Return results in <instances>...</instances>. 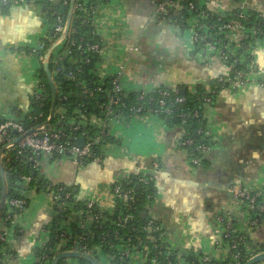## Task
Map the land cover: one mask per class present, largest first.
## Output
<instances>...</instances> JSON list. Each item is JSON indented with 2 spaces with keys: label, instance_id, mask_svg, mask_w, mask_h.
Here are the masks:
<instances>
[{
  "label": "crops",
  "instance_id": "0c3cea01",
  "mask_svg": "<svg viewBox=\"0 0 264 264\" xmlns=\"http://www.w3.org/2000/svg\"><path fill=\"white\" fill-rule=\"evenodd\" d=\"M50 1L57 4L60 0ZM37 3L38 0H22L12 4L6 14L0 12L3 118L22 116L32 108L40 64L29 55V50L38 49L50 29ZM239 6L264 12V0L211 3L213 9ZM95 22L106 48L100 64L102 71L114 72L121 60L128 57L122 74L127 92H152L159 87L193 91L229 74L228 65L218 58H192L188 37L183 32L153 20L151 0H110L98 9ZM252 58L255 72L250 79L256 80L264 74V42L253 45ZM204 117L213 143L203 155L205 168L190 165L187 152L178 146L185 134L182 127L167 128L156 118L139 117L127 124H110L108 128L118 143L106 148L101 162L91 164L93 172L77 179L80 182L74 180L75 185L79 184L75 199L82 202L98 197L107 202L110 185L139 174L152 177L157 197L147 207L148 216L159 223L167 245L180 256L223 257L228 251L216 246L219 231L215 217L228 215L235 224L246 219L228 188L241 184L251 191L264 192V89L254 82L237 91L223 89L214 105L206 107ZM50 165L44 163L40 169L46 180L55 185L72 184L68 176H62L59 169L53 171ZM54 165L59 166V162ZM50 171L55 173L52 178ZM80 187L82 192L78 194ZM34 196L29 195V205L22 217V234L11 240L15 256L10 264H32L37 241L52 220L48 196L41 195L45 200L38 205L33 203ZM252 241L264 243V226L253 233Z\"/></svg>",
  "mask_w": 264,
  "mask_h": 264
},
{
  "label": "built area",
  "instance_id": "2783aa9c",
  "mask_svg": "<svg viewBox=\"0 0 264 264\" xmlns=\"http://www.w3.org/2000/svg\"><path fill=\"white\" fill-rule=\"evenodd\" d=\"M3 4L7 0H1ZM67 1V0H65ZM213 0H151L153 8V20L183 32L190 44L192 58L203 61L206 57L218 58L228 65L229 74L219 77L216 82L223 89L237 91L250 83H255L264 89V74L256 80L250 77L255 72L252 58L253 45L264 42V33L256 27H247L249 15L255 14L256 21L264 22V12L252 11L239 6L234 9H213ZM219 1V0H218ZM241 0H234L238 3ZM22 0H12L17 4ZM99 3L108 5L110 0H98ZM89 0H82L75 7L79 10L85 8ZM102 6V7H103ZM93 25L96 27L95 17L98 10L92 12ZM52 31V46L44 56H37V49H30L29 55L35 57L40 65L49 64L53 56L57 62H62L59 51L67 39H71L74 29L69 22L62 23L57 19V24L50 27ZM97 30V28H96ZM246 40H249L246 42ZM76 44V42H73ZM78 50L83 51L81 45ZM86 51L98 53L102 61L105 59L106 48L99 45H87ZM132 49L131 51H135ZM97 65L95 74L100 83L109 81L110 90L105 92L107 101L101 105L102 115L95 120H89L77 109L75 117L67 118L65 110L55 109L48 125H29L27 120H36L30 116L33 108L22 116L3 118L0 116V157L2 164L9 163L14 157L28 155L27 161L32 170H37L39 175L42 164H56L62 160L71 161L82 165L85 163L101 162L103 158L96 157L94 148L99 145L103 137H112L117 141L108 128L110 124L122 121L127 124L132 118H156L160 115L168 116L171 111L167 108L164 99L159 101L161 111L149 109L143 116L142 107L131 109L132 118L126 121L122 113L116 110L121 107V98L127 96L123 87L122 74L128 57L125 56L116 66L114 72L103 70ZM82 60L75 62V66L82 64ZM243 65V69H236V65ZM60 67L54 73L59 74ZM38 77V75H37ZM67 78L75 80L73 73H68ZM84 86V84H83ZM208 91L210 87L205 86ZM43 87L38 78L35 91L32 95L35 101L43 99ZM142 97L150 92L139 91ZM177 94V92H176ZM164 97L167 93L162 94ZM175 102L181 104L182 98H176ZM205 107L210 106L211 100L204 99ZM188 117V116H187ZM194 117L198 118L195 113ZM162 123V122H161ZM182 123L179 127H184ZM65 129L69 133H65ZM96 130L93 137H88V131ZM84 138L81 148L77 141ZM118 143V141H117ZM194 141L187 138L179 142L178 146L192 147ZM112 144L102 147L106 148ZM211 147H198L195 151L201 155L206 154ZM190 165H198L197 159H190ZM42 176V175H41ZM139 181H145L144 174H139ZM33 176H21L16 183L22 187L18 198L4 200L5 211L0 219V264H10L14 256L11 254V240L16 233L22 232V217L28 205L29 195L36 193L35 188L28 190ZM150 179H153L152 177ZM55 184L51 183L48 196L52 209V220L42 231L35 248L32 264H51L52 260L63 253H76L86 255L98 264H245L250 259L264 254V243L252 241V235L260 227L264 226V192L251 191L241 184L231 185L228 193L236 206L246 213V219L241 224H235L228 215H217L214 219L219 231L216 246L227 249V253L218 259L208 256L177 253L167 245L161 227L155 228L153 219L149 220L140 230L144 233L133 232L135 225L140 222L141 216L137 214L134 206L137 202L135 188H124L120 182L108 187L107 202L95 197L78 202L75 197L62 187L51 189ZM151 197H148L150 199ZM156 197L150 201L154 203ZM61 215V216H60ZM59 217L56 229L53 232V221ZM54 235V236H53ZM52 239L55 243L51 244ZM244 255V262L242 256ZM79 259H65L62 264H80ZM59 263V264H60ZM89 264V263H87ZM264 264V262L259 263Z\"/></svg>",
  "mask_w": 264,
  "mask_h": 264
},
{
  "label": "trees",
  "instance_id": "16d2710c",
  "mask_svg": "<svg viewBox=\"0 0 264 264\" xmlns=\"http://www.w3.org/2000/svg\"><path fill=\"white\" fill-rule=\"evenodd\" d=\"M80 2H82V0H60L57 4H54L50 0H38L37 4L45 14L50 27L57 24V19H61L63 24L68 21L70 27L74 29V34H72L71 39L66 40L63 47L59 51V57L63 58L62 62H57L53 56L51 57L48 64V70L52 85L47 79L44 65H40L39 67L38 78L43 87V99L41 101H35L33 97L31 98L33 112L30 116L32 119L36 118V120H27L26 123L29 125H39L48 121L53 100V88L56 93L55 109L65 110L67 118L75 117L76 115L74 112L77 109L82 112L83 116H85L88 121L93 118H99L102 115L101 105L107 101L105 92L109 91L111 86L109 81L100 83L95 74L97 65L102 61L101 56L98 53L88 52L85 48L87 45H99V47L104 46L101 37L97 33L96 27L93 25L94 15L92 14L94 10L97 11L100 9L104 3H99L98 0H89V3L85 6V8L79 10L75 6ZM11 3L12 0H7L6 4H3L0 0V12L2 14H6L11 6ZM249 21L250 22L246 23L247 27H256L264 33V22L256 21L254 13L249 15ZM52 38V31L49 29L46 38L41 40L40 46L36 51L38 57L44 56L50 49L55 40H52ZM74 41L76 44L73 43ZM248 41L249 40H246V42ZM78 45H81L84 50H78ZM78 60H82L83 63L75 66V62ZM59 67L61 69L60 73L55 74V69ZM243 68V65L242 67L241 65H236V69ZM68 73H73L75 75V80L68 79ZM208 86L211 89L210 91H208L205 86H198L193 91H188L183 87H178L175 90L166 87H159L156 90L145 94L142 99H140L142 93L128 92L125 98H121L122 105L116 110V112L122 113L125 120L129 121L132 118V108L139 106L142 107L143 111L141 116H143L149 109L161 111L162 108L159 107V101L164 99L166 106L170 109L171 113L168 116L160 115L158 117L159 120L167 128H173L185 123L183 127L185 134L182 137L181 142L190 138L194 141V143L192 147L184 146L181 148L187 152L189 160L197 159L198 165L194 168H205L207 167V163L204 160L203 155L195 151L198 147H212L213 145L204 117L206 107L203 101L205 98H209L211 100L210 106L214 105L216 97L222 91V86L216 82V79L212 80ZM182 91H184V94ZM163 93H167V96L164 97L162 95ZM176 98H182L183 102L181 104L176 103ZM195 113L198 114V118L194 117ZM65 133L69 132L65 129ZM96 133L95 129H91L88 131V137H93ZM108 144H117V141L112 137H103L99 145L94 148L95 156L103 158L105 152L102 151V147ZM27 157L28 155L20 157H14L13 155L9 163L4 162L2 164L3 178L0 173V204L3 184L5 189L4 200L9 199L10 197H19V192L22 187L16 183L19 181L21 176H33V182H31L28 190L35 188V192L37 194L48 192L51 183L43 176L39 175L37 170L31 169V165L28 163ZM91 163L92 162L85 163L80 166ZM150 178L151 177L149 176H145V181H139V176H136L120 182L124 188L131 187L136 189L137 202L134 208L140 216L145 214V218L140 219V222L135 225L133 232H140L142 237H145V235L144 233H141L140 230L149 220H151L148 216L147 207L150 204V201L154 197H157L154 180ZM58 187H62V189L64 188L63 190L70 192L73 197L77 195L74 191L77 188L65 187L62 184L52 186L51 189H56ZM148 197L151 198L148 199ZM4 211L5 205L3 201L0 219L2 218ZM58 221L59 217L53 221V232L56 229ZM154 227H160L159 223L155 222ZM21 234L22 232L16 233L15 238L19 237ZM53 243H55V241L52 239L51 244ZM11 254L15 256L13 250ZM244 258L245 257L243 255L242 262H244ZM79 262L80 264H87V262L83 260Z\"/></svg>",
  "mask_w": 264,
  "mask_h": 264
},
{
  "label": "water",
  "instance_id": "95a60500",
  "mask_svg": "<svg viewBox=\"0 0 264 264\" xmlns=\"http://www.w3.org/2000/svg\"><path fill=\"white\" fill-rule=\"evenodd\" d=\"M34 1V0H32ZM44 69H45V72H46V75H47V79L49 81V83L52 85V82H51V78H50V73H49V70H48V65L45 64L44 65ZM53 88V86H52ZM182 93L184 94V91H182ZM55 104H56V93L54 91V88H53V100H52V106H51V111H50V119L52 118V114L54 112V108H55ZM50 119L45 123V125H48L49 122H50ZM77 146H79V148H81L84 144V138H80L78 139L77 141ZM3 152H1L0 154H2ZM3 166H2V158L0 157V173H1V177L3 178ZM76 192V190H74ZM4 198H5V189H4V184H3V188H2V198H1V204H0V212H1V208H2V204H3V201H4ZM145 218V214H142L141 215V219H144ZM65 259H79V260H83L89 264H98L95 260H93L92 258L86 256V255H81V254H76V253H63V254H60L58 256H56L51 264H59L60 261L62 260H65ZM264 262V254L262 255H258L252 259H250L249 261H247L245 264H259V263H262Z\"/></svg>",
  "mask_w": 264,
  "mask_h": 264
},
{
  "label": "rangeland",
  "instance_id": "374dc122",
  "mask_svg": "<svg viewBox=\"0 0 264 264\" xmlns=\"http://www.w3.org/2000/svg\"><path fill=\"white\" fill-rule=\"evenodd\" d=\"M92 164V163H91ZM91 164H88V165H83V166H80L79 164H76L74 162H71V161H60L59 162V166H56L54 164H51L50 166L52 167V170L55 171V170H58L61 171L62 173V176H68L69 177V180L68 181H71V183L73 184H70V182H67V183H64L63 185L65 187H69V188H79V184L75 185V181L76 182H80L79 180L77 179H81V178H85V174L86 173H90V172H93L95 169H94V165H91ZM44 165V164H42ZM49 165L47 164L44 168H45V171L48 169ZM43 168V169H44ZM55 168V169H54ZM57 168V169H56ZM53 171H50L52 172V174H50V178L53 177V175L55 174ZM67 174V175H66ZM67 180V178H65ZM75 180V181H74ZM82 192V187H80V191L78 192V194H80ZM34 205H38L40 204L39 201H43L45 200L44 199V196H41L43 195L42 193H35L34 194ZM32 261V258L30 259ZM33 260H34V257H33ZM30 261V262H31ZM33 263V262H32Z\"/></svg>",
  "mask_w": 264,
  "mask_h": 264
}]
</instances>
